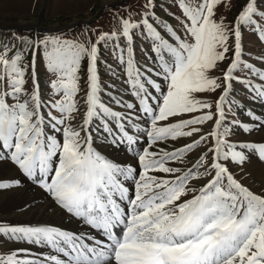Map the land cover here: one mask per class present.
Returning <instances> with one entry per match:
<instances>
[{
  "label": "snow or ice",
  "instance_id": "snow-or-ice-1",
  "mask_svg": "<svg viewBox=\"0 0 264 264\" xmlns=\"http://www.w3.org/2000/svg\"><path fill=\"white\" fill-rule=\"evenodd\" d=\"M222 2L143 0L108 31L0 40V194L38 189L81 226L0 221V264H264V178L245 179L264 162V48L244 45H264V0L227 22Z\"/></svg>",
  "mask_w": 264,
  "mask_h": 264
},
{
  "label": "rangeland",
  "instance_id": "rangeland-1",
  "mask_svg": "<svg viewBox=\"0 0 264 264\" xmlns=\"http://www.w3.org/2000/svg\"><path fill=\"white\" fill-rule=\"evenodd\" d=\"M115 1L120 0H0V40L7 42L12 33L26 37L31 36L32 38L48 33L53 35L63 34L68 38H73L79 37L86 30L108 31L114 24L112 19L114 14L124 15L125 10L129 7L135 10L140 3H143V0H121L118 4L107 6ZM159 3H163L165 7H168L167 0H158ZM229 4H231L230 9ZM238 8L239 0H223L216 8V15L218 18L225 16L226 22L231 21ZM171 10L176 11L174 8ZM157 14L175 23V21H171L170 17L165 16V13L160 11L159 7L157 8ZM74 19L89 20L84 23L69 25ZM26 26H38V28H22ZM244 45L252 53H259L261 48H264V45L258 42L255 35L248 32L244 35ZM104 55L111 62L107 53ZM137 56L139 59H143L139 49H137ZM38 67L41 87L45 88L46 91L47 75L42 64H38ZM100 73L103 81L116 83L117 90L120 89L119 82L115 81L110 74H107L103 66L100 68ZM235 87L239 88L240 85H235ZM256 104H250L249 106L253 107ZM121 153L112 152V155L118 159ZM245 172L247 174L245 176L246 180H248V176L252 178L250 175L252 172L246 166ZM251 180H248V182L251 183Z\"/></svg>",
  "mask_w": 264,
  "mask_h": 264
},
{
  "label": "bare ground",
  "instance_id": "bare-ground-1",
  "mask_svg": "<svg viewBox=\"0 0 264 264\" xmlns=\"http://www.w3.org/2000/svg\"><path fill=\"white\" fill-rule=\"evenodd\" d=\"M253 108L257 113H264V107H261L258 102ZM251 138L257 141L264 140V132L255 134ZM124 158L125 153L122 152L118 159ZM245 166L252 172L250 174L252 180H255L257 186H259V181L264 178V162L259 161V159L253 155L251 162ZM0 174L5 176L13 175L6 167L0 169ZM50 203L51 202L45 198V195L35 188L27 192L19 190L2 193L0 194V221L10 224H52L67 229H80V225L75 222H70L58 209L54 206H50ZM33 251L40 252L47 251V249L33 247Z\"/></svg>",
  "mask_w": 264,
  "mask_h": 264
},
{
  "label": "water",
  "instance_id": "water-1",
  "mask_svg": "<svg viewBox=\"0 0 264 264\" xmlns=\"http://www.w3.org/2000/svg\"><path fill=\"white\" fill-rule=\"evenodd\" d=\"M121 1V0H120ZM120 1H115L114 3H110L107 6H111L113 4H118ZM95 16V15H94ZM89 19H85V20H78V19H74L72 22L69 23V25L73 24V23H84L85 21H88ZM25 28H34L33 26H26Z\"/></svg>",
  "mask_w": 264,
  "mask_h": 264
}]
</instances>
